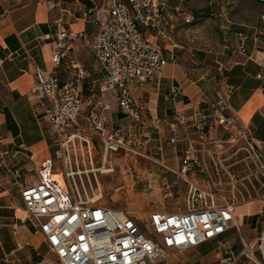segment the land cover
<instances>
[{"label":"crops","instance_id":"0c3cea01","mask_svg":"<svg viewBox=\"0 0 264 264\" xmlns=\"http://www.w3.org/2000/svg\"><path fill=\"white\" fill-rule=\"evenodd\" d=\"M165 2L168 25L161 45L164 55L172 57L175 63L168 64L160 78L141 87L130 86L142 115L141 132L135 136L144 142L133 157L138 165L147 166L146 170L165 174L166 182L174 185L180 179L188 187L179 172L184 152L191 147L202 162L189 177L204 189L211 188V184L215 188L222 183L216 164L237 155L228 145L232 137L239 136V130H245L249 146L264 161V3L256 0H205L200 5L194 0ZM101 3L102 0H0V8L10 12L6 20L0 21L3 108L0 153H8L5 161L11 169L0 166V264L59 262L32 222L18 220L16 231L12 229L15 218L23 216L21 190L36 179L28 170H35L53 158L48 125L31 91L36 68H51L50 38L56 21L60 19L73 33L91 37L95 27L85 12ZM184 19L192 20L186 24ZM79 70L86 75L82 82L86 106L79 117L80 131L90 137L89 117L93 113L101 115L107 126L132 128V120L121 113L115 98L99 92L102 72L91 47L82 38L66 52L57 70L60 82L73 79ZM227 86L233 88L227 112L238 123V129L230 132L215 125L212 110L206 104H199L202 95L224 94ZM177 88L180 90L175 93ZM178 115L185 122L179 125L175 137L170 126ZM152 121L158 122L157 128L152 126ZM202 122L205 125L199 129ZM90 139L101 152L99 140ZM245 142L238 139L237 144L247 147ZM234 165L236 162L229 167ZM13 171L22 178L17 179ZM54 174L60 175V171ZM94 175L97 180H104L102 174ZM235 215L246 242L264 233V199L237 207ZM229 243L236 252L241 250L238 239L232 238ZM18 244L23 249L19 250ZM216 246L208 243L195 248L191 257L155 264H220L223 250ZM237 264L249 263L240 260Z\"/></svg>","mask_w":264,"mask_h":264},{"label":"built area","instance_id":"2783aa9c","mask_svg":"<svg viewBox=\"0 0 264 264\" xmlns=\"http://www.w3.org/2000/svg\"><path fill=\"white\" fill-rule=\"evenodd\" d=\"M264 3V0H256ZM165 0H102L86 10L95 30L91 37L67 30L58 19L50 38L51 58L49 70L37 69L31 97L43 113L53 147V158L42 162L35 170H28L36 178L34 183L21 190L24 204L23 216L17 222H32L51 253L60 264H155L165 261L168 252H184L213 243L222 248L220 264H264V233L252 242L242 237V225L235 210L236 202H252L250 194L239 193L233 200L218 195L214 186L204 189L189 177L201 165L193 148L184 152L180 175L188 184L184 210L174 213H143L127 209H111L99 205L103 196L93 169L94 150L91 137L99 140L102 153L124 152L137 155L143 146L141 137L142 115L130 86L141 87L145 82L160 78L172 57L164 55L161 38L168 25L165 17ZM7 8H0V21L9 16ZM192 19H184L186 24ZM78 38L91 47L102 72L98 82L99 92L115 98L121 113L132 120V128L107 126L101 115L89 117V136L80 131L79 117L84 111L82 82L85 72L61 83L57 70L66 52ZM180 88L175 89L178 93ZM233 88L227 86L224 94L215 97L202 95L199 104L212 110V120L219 128L230 132L238 129L237 119L228 114V102ZM3 108L0 104V112ZM185 118L178 115L170 129L175 137ZM205 123H200L201 129ZM157 128L158 122L152 121ZM246 141L248 158L264 177V161L253 151L245 130L231 138ZM175 139L172 140L174 142ZM3 139L0 135V147ZM23 148V147H22ZM0 153V166L11 170ZM59 170L63 184L53 176ZM17 179L21 174L13 171ZM89 174H93V189ZM89 187V188H88ZM238 237L242 246L236 252L229 243ZM216 246V247H217ZM23 249L21 244L17 245Z\"/></svg>","mask_w":264,"mask_h":264},{"label":"rangeland","instance_id":"374dc122","mask_svg":"<svg viewBox=\"0 0 264 264\" xmlns=\"http://www.w3.org/2000/svg\"><path fill=\"white\" fill-rule=\"evenodd\" d=\"M194 1L200 5L205 0ZM244 146L240 143L228 145V147H233L232 149L237 155L222 164L217 162L216 165L220 169L219 178L222 183L221 185L216 184L217 186L213 190L218 195L226 197L227 200H233V196L237 197L240 192L243 194L248 192L252 201L257 202L264 199V177L248 158ZM94 148L92 158L95 170L101 168L112 170L109 174H102L104 180L99 181V189L103 196L99 205H107L108 208L114 210L128 209L143 213L175 214L178 210H184L187 186L180 179H176L174 185L166 182L165 174L148 171L146 170L147 166L138 165L132 153L120 152L104 155L97 147ZM231 162H236V165L229 167ZM210 166L214 168L212 162H210ZM96 175L100 177L101 173L97 171ZM89 178L92 180L91 185L94 189L96 184L93 174H89ZM241 202H236V207L244 206ZM193 251L194 249L184 252L171 250L168 252L167 259L162 262L191 257Z\"/></svg>","mask_w":264,"mask_h":264},{"label":"bare ground","instance_id":"6f19581e","mask_svg":"<svg viewBox=\"0 0 264 264\" xmlns=\"http://www.w3.org/2000/svg\"><path fill=\"white\" fill-rule=\"evenodd\" d=\"M101 174H109L112 172V170H108V169H105V168H101L100 170H98ZM53 178L56 179V181L60 182L61 184H63V179H61V175H54ZM61 180V181H60Z\"/></svg>","mask_w":264,"mask_h":264},{"label":"trees","instance_id":"16d2710c","mask_svg":"<svg viewBox=\"0 0 264 264\" xmlns=\"http://www.w3.org/2000/svg\"><path fill=\"white\" fill-rule=\"evenodd\" d=\"M206 18V17H205ZM0 57H1V51H0Z\"/></svg>","mask_w":264,"mask_h":264}]
</instances>
